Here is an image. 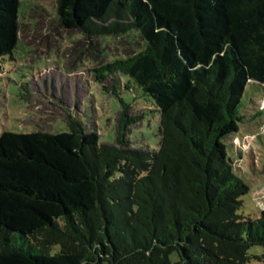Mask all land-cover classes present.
I'll return each mask as SVG.
<instances>
[{
    "label": "trees",
    "instance_id": "obj_1",
    "mask_svg": "<svg viewBox=\"0 0 264 264\" xmlns=\"http://www.w3.org/2000/svg\"><path fill=\"white\" fill-rule=\"evenodd\" d=\"M20 0H0V68L19 41ZM86 35L137 33L145 48L93 69L137 84L159 111L157 151L122 102L116 143L70 132L0 135V264H264V210L225 140L249 84L264 86V0H58ZM58 247V250L53 252Z\"/></svg>",
    "mask_w": 264,
    "mask_h": 264
},
{
    "label": "rangeland",
    "instance_id": "obj_2",
    "mask_svg": "<svg viewBox=\"0 0 264 264\" xmlns=\"http://www.w3.org/2000/svg\"><path fill=\"white\" fill-rule=\"evenodd\" d=\"M19 25L17 48L1 62L0 135L70 132L72 118L101 143L115 144L125 102L132 115L143 116L128 135L132 146L158 150L160 115L152 100L127 76L100 82L93 71L143 50L139 34L99 37L67 28L58 0H20ZM243 103L239 130L225 143L234 172L250 187L241 214L257 218L264 210V86L249 84Z\"/></svg>",
    "mask_w": 264,
    "mask_h": 264
}]
</instances>
